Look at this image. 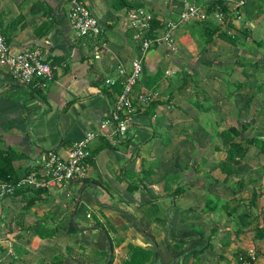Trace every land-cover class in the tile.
<instances>
[{
    "label": "crops",
    "instance_id": "crops-1",
    "mask_svg": "<svg viewBox=\"0 0 264 264\" xmlns=\"http://www.w3.org/2000/svg\"><path fill=\"white\" fill-rule=\"evenodd\" d=\"M40 1L46 11L31 8ZM81 1L97 16L105 47L75 33L69 0H0L9 50L37 48L54 69L38 88L13 82L0 66V147L23 154L17 175L41 151L65 156L86 131L95 134L83 178L0 200V264H121L128 244L150 251L145 264H240L250 248L251 264H264V153L251 145L227 162L217 135L245 122L243 138L264 137V102L255 100L264 81V4L221 0V18L204 11L171 29L175 51L151 45L134 92L157 97L133 101L118 138L99 122L117 93L103 80L120 81L117 67L128 72L135 54L127 9ZM143 1L164 25L176 22L183 3L203 9L206 0Z\"/></svg>",
    "mask_w": 264,
    "mask_h": 264
},
{
    "label": "built area",
    "instance_id": "built-area-1",
    "mask_svg": "<svg viewBox=\"0 0 264 264\" xmlns=\"http://www.w3.org/2000/svg\"><path fill=\"white\" fill-rule=\"evenodd\" d=\"M67 19L70 26L78 36H93L99 44L105 47V41L101 38L102 27L97 16L93 15L81 0H69ZM241 4L242 1L240 0ZM204 10L191 3H183L178 12L176 22H167L165 30L154 37L148 38L145 32L150 27L152 14L143 7H133L126 10L125 21L130 32V39L134 41L135 54L130 59V70L124 71L121 66L117 67V73L122 76L120 81L115 78H105L104 85L107 87L120 86L113 103L110 105L106 116L99 122L103 128L108 123L113 125V133L124 137L126 114L131 111L133 101L146 105L157 97L152 90L134 92V85L141 74V58L153 44H162L169 51H175V42L171 29L177 23H185L204 16ZM239 19L238 13L235 14ZM214 17L221 18V12H215ZM0 66L6 68L11 80L25 86L41 88L54 78V69L45 54L37 48L24 49L11 52L0 34ZM165 73H169L166 71ZM92 131H86L82 137L71 143L65 156L60 155L53 149L41 151L34 160L32 168L18 176L13 181L0 180V200L12 196L17 189H49L58 184H65L76 178H83L86 172V159L89 156L88 145L94 137ZM238 256L240 264H250L254 261L255 253L252 248Z\"/></svg>",
    "mask_w": 264,
    "mask_h": 264
},
{
    "label": "trees",
    "instance_id": "trees-1",
    "mask_svg": "<svg viewBox=\"0 0 264 264\" xmlns=\"http://www.w3.org/2000/svg\"><path fill=\"white\" fill-rule=\"evenodd\" d=\"M111 5H112V8L116 10L121 9V8L130 9L133 7L144 6V1L143 0H115ZM32 6L33 7L36 6L39 8L40 6H43L42 8H44V10L46 11V8L44 7L41 1L32 2L31 8ZM203 10L205 11L206 14H211L217 11V12H221L222 15H225L226 8L221 0H206L204 2ZM39 11L40 10H38V12ZM49 27L50 25H45L38 35H42L46 33ZM164 28H165V24L163 25L162 22H159L158 20H156V18L152 17L150 20V27L145 32V35L148 38H154L160 35L163 32V31L161 32V30H164ZM0 34L6 38L5 36L6 34L3 29L0 30ZM220 35H222V37L232 40L231 37L225 34H220ZM153 82H155V79H153L152 82L150 81V83L146 85L151 86ZM114 87L117 89V92L120 90V86L118 84L115 85ZM244 123L241 122L239 126H231V125L227 126L223 130L217 133V135L221 139V142L225 146L227 162L236 164L238 159L244 156L247 148L251 145L256 146L259 152L264 153V149H263L264 148V137L260 138L255 135H252L248 138H245V137L243 138V136H241L242 132L246 129V124ZM257 142H260V144H257ZM23 157H24L23 154L20 151H17L13 147H10V146L0 147V180L10 181V182L15 181L18 178V175L16 173V168L14 167V162L19 159H22ZM222 166L225 167L224 164ZM29 169H30V166L24 167V170L26 172ZM19 190L21 189L15 190L14 193H17ZM41 190L42 189H37L38 192H40ZM253 196L255 197V193ZM73 229H74L73 225L71 224V227L67 228V231H71ZM259 231L262 232V229L260 228ZM127 250H128L127 252L128 255L122 261L121 264H145L151 254L150 251L144 248L132 245V244H128ZM241 255L243 256L244 259H248L247 257L245 258L244 253L241 252ZM248 262H250L251 264L253 261H248ZM109 263H110V258L106 264H109Z\"/></svg>",
    "mask_w": 264,
    "mask_h": 264
},
{
    "label": "rangeland",
    "instance_id": "rangeland-1",
    "mask_svg": "<svg viewBox=\"0 0 264 264\" xmlns=\"http://www.w3.org/2000/svg\"><path fill=\"white\" fill-rule=\"evenodd\" d=\"M259 2V4H264V1L263 0H260V1H258ZM143 7V6H142ZM143 8H145L146 10H147V8L146 7H143ZM263 83V84H262ZM262 84V86H263V88L262 87H260L259 88V90L262 92V94L261 93H258L257 92V95H255V100H256V103L257 104H262L263 102H264V94H263V92H264V81H262L261 80V83H260V85ZM256 91H258V90H256ZM257 130V129H256ZM257 144H260V142H257ZM256 144V145H257ZM255 150H258V148L255 146V147H253ZM264 149V148H263Z\"/></svg>",
    "mask_w": 264,
    "mask_h": 264
}]
</instances>
